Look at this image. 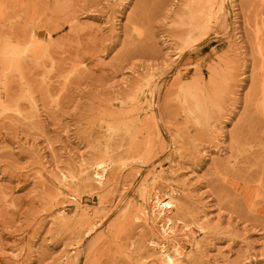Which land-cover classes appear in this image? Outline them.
<instances>
[{
  "label": "bare ground",
  "instance_id": "obj_1",
  "mask_svg": "<svg viewBox=\"0 0 264 264\" xmlns=\"http://www.w3.org/2000/svg\"><path fill=\"white\" fill-rule=\"evenodd\" d=\"M130 1L121 36L105 45L100 42L103 31L87 29L78 18L97 0H0V125L42 132L41 110L57 114L73 81L91 75L88 61L103 62L113 54V69L142 59L131 64V89L118 97L119 110L96 98L77 121L75 135L84 149L67 154L66 171L57 181L61 190L40 197L47 213L43 218H49L47 233L56 242L72 244L67 264H82L83 257L84 264H102L104 255L106 264L126 263L135 254L203 264L201 242L171 243L178 221L195 222L203 231L210 222L205 214L200 224L197 206L191 203V193L199 187L152 191L145 186L152 175L157 179L168 171L176 178L180 170L200 166L209 156L211 164L201 176L219 204L237 206L242 215L264 223V0ZM229 28L236 31L231 36L236 46H215L209 36ZM171 54L175 58L167 64ZM228 124L232 128L226 131ZM13 154L8 146L0 147V156ZM142 164L150 169L135 174V181L141 180L140 206L121 200L100 216L109 218L103 223H108L107 232L83 255L86 236L96 230L98 218L84 204L85 196L105 202L111 177ZM36 174L34 183L45 186L43 174ZM4 177L2 224L7 223L5 207L15 206ZM65 190L77 200L74 214L61 206L69 201L65 197L60 202ZM151 233L160 237L158 243L148 244ZM40 239L34 264H45L51 256L47 237ZM114 246L117 251L112 252ZM29 258L25 255L22 262Z\"/></svg>",
  "mask_w": 264,
  "mask_h": 264
},
{
  "label": "rangeland",
  "instance_id": "obj_2",
  "mask_svg": "<svg viewBox=\"0 0 264 264\" xmlns=\"http://www.w3.org/2000/svg\"><path fill=\"white\" fill-rule=\"evenodd\" d=\"M130 2V0H97L91 7L81 10L78 13V18L81 25L86 26L87 29L99 30L101 34L103 31V39L100 42L111 45L121 36L122 25L125 22V10ZM158 22L160 23V21ZM235 32L229 28L227 32L216 36L210 35L209 38L215 41V46L234 47L236 46L235 38L231 39V36ZM163 35L164 33L160 31V40H164ZM230 42L233 46L230 45ZM112 57L113 54L104 57L103 62H98L100 65L97 62H87L88 68L92 72L91 75L81 76L73 81L68 89L65 102L57 114L41 110L42 126L44 127L42 132H31L24 126L0 125V147L6 145L15 153L13 157L0 156V176L3 173L6 174L4 181H8L6 184L12 187L14 193L12 201L13 204L15 203L14 207H5L7 223H0V264H34V252L41 243L43 244L40 238L44 236L47 237L45 244L51 255L45 264H67L68 257L73 252L70 251L73 246L67 240L56 242L51 239L52 234L47 233L50 228L49 218L45 220L43 218L47 213L43 211L40 197L43 193L55 195L61 190L57 181L66 171L69 162L67 154L70 150H73L75 154V152L84 149L83 144L81 145L76 138L75 130L79 125L77 121L86 115L94 103H97L92 101L96 98H104L109 101V106L112 105V109L119 110L118 97L128 93L131 89L133 77L131 64L133 61H142V59L129 60L121 68L111 69L109 64L112 63ZM174 58V54H171L167 64ZM170 77L171 74L165 75V78ZM126 109L131 110V105ZM231 128L232 126L228 124L225 130L228 131ZM21 145H24L23 149L20 148ZM206 163H208L207 166ZM210 164V158L206 156L202 165L193 169L184 168L179 171L176 178H171L168 171H165L164 177L156 179L152 175L151 180L146 183L145 188L148 190H152L153 187L157 190L166 187L179 190L184 185L191 188L199 187L191 193L194 195L191 203L195 207L197 206L196 213L198 212L202 219L200 224L207 217L210 222L205 223L206 229L203 231L195 222L178 221L174 228L175 237L173 240L171 239V243L177 242L187 246L189 243L201 242L204 245L200 252L203 264H222L224 261L228 264H264V223L254 217L242 215L237 206L233 209L222 207L219 204L215 194H212L210 188L206 186L207 180L201 176ZM149 169L148 165L142 164L140 168H133L132 165H129L120 175L118 174L117 178L116 176L111 177L112 181L107 189L108 195L105 202H100L96 196L89 194L85 196L84 204L94 208L98 218H96V230L86 236L83 255L86 254L95 238L106 231L108 223H103L109 218L100 216L105 212L111 213L121 200L124 205L131 202L136 207L140 206L139 185L141 180L135 181L137 177L135 174L138 171L147 173ZM36 173L43 174L42 180L45 181V186L41 181L34 183ZM10 175L12 181L8 180ZM28 176L34 178L33 182H29V184L24 181ZM68 193L65 190L60 196L63 198L60 202L65 197L69 200L61 206L67 207L74 214L77 200H73L74 196ZM205 214H208L207 217ZM147 238L149 239L148 244L160 241V237L156 233L148 234ZM124 242L128 247V240ZM64 244L69 247H65ZM24 247L26 248L23 249ZM115 251H117L116 246L112 252ZM25 255L30 257L29 261L22 262ZM106 262L107 259L104 255L102 264H106ZM82 264H84V257ZM118 264L174 263L161 261L158 256L149 257L135 254L131 262L125 263L124 260H120Z\"/></svg>",
  "mask_w": 264,
  "mask_h": 264
}]
</instances>
